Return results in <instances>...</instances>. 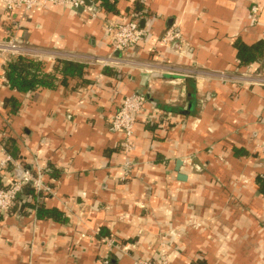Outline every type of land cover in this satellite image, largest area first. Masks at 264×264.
Returning a JSON list of instances; mask_svg holds the SVG:
<instances>
[{"label": "crops", "instance_id": "1", "mask_svg": "<svg viewBox=\"0 0 264 264\" xmlns=\"http://www.w3.org/2000/svg\"><path fill=\"white\" fill-rule=\"evenodd\" d=\"M91 2L97 18L59 6L9 11L0 0V42L42 50L47 56L32 58L54 75V65L70 61L64 54L85 66L82 77L57 74L53 89L21 94L4 86L9 56L0 54V132L6 126L12 157L50 189L35 196L26 186L0 216V264H136L160 259L163 246L168 264H264V86L231 79H264V0ZM137 16L147 42L114 51L105 19ZM172 25L185 57L162 46ZM239 43L260 46L258 57L241 63ZM131 56L205 74L115 64ZM107 58L114 63H96ZM134 93L147 104L127 155L111 120ZM11 96L20 104L5 105Z\"/></svg>", "mask_w": 264, "mask_h": 264}, {"label": "built area", "instance_id": "2", "mask_svg": "<svg viewBox=\"0 0 264 264\" xmlns=\"http://www.w3.org/2000/svg\"><path fill=\"white\" fill-rule=\"evenodd\" d=\"M3 2L9 11L23 10L28 12L35 8L59 6L61 8H71L76 11L82 10V12L89 14L92 18H97L99 16L98 10L94 6L88 5L85 0H3ZM251 12L256 14L258 13V9L254 7ZM103 28L104 36L111 43L114 51L124 55L130 50L139 49L141 44L147 42V32L141 26L138 16L128 21L107 18L104 21ZM161 43L164 48L174 52L178 56H187L185 41L177 25H172L165 31ZM0 54L4 56L26 55L35 58L47 56L42 50L25 47L16 39L0 42ZM63 59L77 61L81 60V57L75 54H64ZM114 60L113 58L99 59L96 63L109 65L113 64ZM115 64L149 74L179 75L195 77L197 79L202 78L203 74H205L203 71L195 69L181 72L182 70L179 71L177 68L166 67L160 63L141 60L133 56L119 60L115 62ZM211 74L221 79L229 78L228 75L223 73ZM231 79L247 85L259 84L264 86V79L253 80L242 75L231 77ZM146 104L147 97L145 94L134 93L130 96H126L121 107L111 120L114 131L124 135V152L127 155L132 152V140L137 118L139 114L144 111ZM257 147L259 151L264 154V143ZM2 154L4 156L0 159V216H4L11 212L23 193L24 188L29 184L38 191L50 190L44 183L42 173L39 172L34 176L29 170L23 169L21 164L15 161L11 155L5 153L4 149H2ZM10 165L13 166L12 169L14 173L18 170L22 171V176L17 179L13 178L14 174L13 176L8 175L7 169ZM126 166L130 167V162H126ZM110 243L113 244V241L110 240ZM168 261V251L163 246L160 251V259L155 261L139 260L136 264H168ZM105 264L109 263L106 261Z\"/></svg>", "mask_w": 264, "mask_h": 264}, {"label": "trees", "instance_id": "3", "mask_svg": "<svg viewBox=\"0 0 264 264\" xmlns=\"http://www.w3.org/2000/svg\"><path fill=\"white\" fill-rule=\"evenodd\" d=\"M260 48V46H247L243 43H239L237 45V49L238 57L241 63L244 64L254 61L258 57V53H260ZM45 65L44 61L35 60L30 56H9L7 61L2 65L3 78L5 80L4 86L10 92L15 91L21 94L32 92L39 87L53 89L55 87V81L58 79L57 74L62 75L64 78L82 77L85 67L84 64L76 62L59 61V63L53 67L56 71L54 75L52 72L45 71ZM15 98V96H11L10 98L6 97L5 105H7V103L10 104L11 102L19 105L20 103H18ZM15 148V140L11 137L5 126L0 132V153L2 152V149H4L5 153L14 157L16 155V152L14 151ZM3 156L4 155L1 153L0 159ZM14 158L17 159V157ZM12 167L13 166L10 165L7 169L9 173L10 171L12 172ZM258 184L261 191L264 193V178H259ZM31 193L37 196L38 190H31Z\"/></svg>", "mask_w": 264, "mask_h": 264}, {"label": "water", "instance_id": "4", "mask_svg": "<svg viewBox=\"0 0 264 264\" xmlns=\"http://www.w3.org/2000/svg\"><path fill=\"white\" fill-rule=\"evenodd\" d=\"M85 1H86V3H87L88 5L93 6V3L91 2V0H85Z\"/></svg>", "mask_w": 264, "mask_h": 264}]
</instances>
